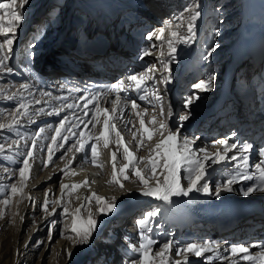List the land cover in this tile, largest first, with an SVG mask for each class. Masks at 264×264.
<instances>
[{"label": "bare ground", "instance_id": "bare-ground-1", "mask_svg": "<svg viewBox=\"0 0 264 264\" xmlns=\"http://www.w3.org/2000/svg\"><path fill=\"white\" fill-rule=\"evenodd\" d=\"M122 1H123V3L126 2L125 0H122ZM166 1L167 0H158V1L155 0V2H160L161 4H162V2H166ZM250 1H251L250 7H249L247 15H246L247 23L249 25H253L254 23H257V26L260 23H262L263 31H259L256 33L255 36H250L248 38H243L240 35V38L236 42V48H239V51H242L243 46H247L248 49L250 47H252L250 50V53H251L252 49H254L255 52H257L258 56L259 55L262 56L264 54V45L261 44V41H264V23L262 21H260L258 15L264 13V5H263L264 1L260 3V4H262L261 11L257 10V8H255L257 6L253 5L252 0H250ZM0 2H5V0H0ZM128 2L133 3L131 0H128ZM173 2H175V1H173ZM173 2L169 3L168 5L166 3H164L165 5H163V6L161 5V6L165 10V9H167L166 7L173 5ZM18 5L19 4H17V6ZM52 5H55V3ZM133 5H134V3H133ZM93 6L95 7V5H93ZM125 6L127 7L128 10L132 9V10H130V12L131 13L134 12L133 15L136 18H138L137 21H138V23H140V26H143V28H145V29L148 27H151L150 28L151 30L149 29V33L151 31L154 32L156 29L162 28V27L165 28L164 34L169 33L170 30H172V29L175 30L174 28H175V25H177V21L181 22L180 20L173 19L170 15V11L165 13L164 10H160L159 8H155L158 12H160L158 14V18H152V17L150 18L149 16L144 15L143 12L138 11V9L136 10L135 8L128 7L127 4H125ZM161 6H160V8H161ZM134 7H135V5H134ZM253 7H254V10L257 12L256 15L254 14ZM53 8H55V9H53V12H54L53 16L54 17L51 20L49 19L50 21L48 23H50V26L47 27L48 30L53 28L52 24H54V22L58 19L57 11L59 9L57 8V6H53ZM185 8H187V6ZM183 9H184V7H178L177 11L173 15V17H175L176 15L177 16L183 15L186 18L189 15V13L186 11L182 12ZM2 11L3 10H0V14H2ZM81 13L83 14V12H81ZM90 16H91V14H90ZM184 20H186V19H184ZM184 20H182V21H184ZM51 21H52V23H51ZM129 22L130 21H127V24ZM178 24H184V23L181 22ZM166 25H170V26H166ZM77 26H79L80 28L83 29L81 31L84 32L83 35L86 36V38L82 37L83 38L82 40L85 39L84 42L87 41V43H96L97 44V42L99 41L98 40L99 36L98 37L96 36L97 35L96 31H103V32L105 31V30H103L104 27L100 24H97V26H100L102 28V30H100V29H89V28L87 29V22H84V23L81 22ZM140 26H138V27H140ZM185 26L187 27V22H185ZM47 28L45 29V31H47ZM227 28L228 27H226V29ZM17 30H18V28H17ZM17 30H16L15 34L18 33ZM60 32H62V31L50 30V33H48V35H47L48 41H45V42L41 41L40 42V49L46 50V52L49 51V49H51V47H53L54 44L57 43L58 34H60ZM149 33H147V35ZM32 34L34 35L33 37H37V36L41 35L39 32H35ZM143 34H144V31H143ZM89 35L91 36L90 38L88 37ZM42 38H45V37H42ZM0 39H2V37H0ZM88 39H90V42L88 41ZM36 41L39 42V40H36ZM69 42H70V39H69ZM69 42L66 45L68 49L63 50L64 52L61 53L60 55H63V56L70 55L71 56V54L69 52L71 50L69 48ZM142 42H146V44H148V45H157L160 43L163 44V40H157L155 37H153L152 40H149L146 35L143 37L140 34L138 36V40H133V42L131 41L130 45L134 49H139L140 48L139 45ZM259 43H260V45H259ZM34 47H36L35 48L36 50L39 48L38 45H36ZM86 47L90 48L91 50H95V54L92 52H89L88 55H96V53H101L104 50V47L100 46V45H98V46L88 45ZM86 47H84V45H82V44H78L76 46V48H74V49L75 50L80 49L81 52L87 53ZM240 48H241V50H240ZM220 50L216 51V54H214L212 52V56L209 55V58L207 60L201 61V67L203 65H206V64H208V65L212 64L213 60L215 58H216L215 61L221 60L218 63H221V65H222L224 63L225 59L228 58L229 56L226 54V55H224V57H226L225 59H224V57L221 58ZM82 54H84V53H82ZM238 55H239V53H237V55H235V58L233 61H236L239 59V58H237ZM96 56L98 57V55H96ZM16 58L17 59L19 58L18 60L21 61V62L19 61L20 63H23V61L29 65H31L32 63L33 64L35 63L36 66L39 67V70H42V71L46 72L47 74H49V76L55 78L54 75L50 72L49 68L47 67L48 65H42L41 63H36L37 61L34 62L33 59H26V57L22 58V56H20V54L18 52V49H16V47L13 44V52L10 54V59L8 61L9 67L12 66L11 64H13V60H15ZM25 59L27 61H25ZM222 59H224V60H222ZM239 60H238V62H239ZM243 60L245 62H247V60H245V59H243ZM51 61L52 60H50L48 62L49 66H51V67H56V66L59 67L61 65H69V63H71V62H66L63 60L61 62H58V63H52ZM54 61H56V60H54ZM147 61L150 62V61H153V59H148ZM87 64L88 63H85L81 67H78V68L83 69ZM168 65H171V64L169 63ZM173 65H175V63H173L172 66ZM100 67H102V65H100ZM19 68H20L19 72H21V74H19L18 71H15V70H13L12 73L0 72V80L7 79V78H4L6 75L10 76L13 79H16V78L18 79L19 77L24 78V79L27 78V79H25V81L20 80V82L17 83V86H14L15 84H13L10 87H8V85H7V86H3V88H0V105L5 106V107L0 108V111H1L0 113H5V114H6V112L8 113L4 116L2 114V117H0V120H1L0 123H10L12 120L10 113H13L15 111V109H17L21 104H24L25 107L28 109V115L17 116L16 119L20 121V123L18 125H15L11 129L0 130V137L5 138L4 140L0 139V142L3 141V143H4L6 141V143H4L3 145H5V147L7 149V146L11 143L12 140H18L19 145L16 147H13L12 149L19 148L18 150L15 151V153L21 154V152H22V155H23L27 151L30 150L31 145H32V141L33 140L36 141V148L34 150V157L31 158V160H30L32 168L30 171V179L27 180V182L29 184L27 185V189H26L28 197L30 196L31 197L30 200H33L32 202H34V204H33L34 206L29 207L28 203L24 204L25 220L30 219V217L32 215H34L36 212L39 211L38 210L39 203H40L41 199L43 200L45 198V193H49V195L51 193L52 199L56 200V201H60V203H56L53 205V208L56 209L55 215H51V214L47 213V215L45 217H43L42 222H44V223L51 222L52 220L57 221L56 218L58 216L59 217H61V216L65 217L66 214L73 215V211L76 210L77 208H79L81 205H84V208L82 209L80 216L82 218L86 219L89 216V214H91V215L94 214V212L97 211L100 207V205H98L94 199H92L91 201L85 199L86 197H91L92 193H96L99 196L106 197L107 199L112 200L114 202L118 201L120 198H128L127 199L128 202L130 201V199H133L134 197L136 199H139V201H137L136 205H141L140 206L141 208H145L143 210V209H140V207L138 206V209L135 210V213L137 214V216L139 218H142L147 212L152 211V210L159 208V207H164V206H167L169 208H175V206L176 207H182L183 205L181 202H185V201L190 206L199 207V208H203L206 205H209L210 203H220V204L229 203V206H231V207H234L236 205H245L247 211L250 208H251V210H254L256 206L264 208V199H263L264 198V192L254 191V192L250 193L248 196L243 195V190H245L247 187H249L253 184L259 183L260 179H261L259 171L256 168H253L252 171H250V172H248L246 170L248 168V166L243 163L242 158L246 156L245 154L247 153V151H245V150H239L238 151V149L235 148V149H231L227 153H224V151H223L224 147L222 148L221 146L214 143L216 141L215 139L210 140L211 142L207 141V138L210 139L211 137H214V135L217 132L218 127L223 125V121H226V123H228L227 120H228L229 115H232L235 113V114H238L239 116H241L242 118H247L248 112H251L252 114H253V112H257V110H256L257 104L253 99L244 100V99H241L239 97V96H244V94L247 92L250 95H252L254 97V99H255V96L259 95L257 93L256 89L250 85V83H251L250 78L247 75L243 74L244 71H241L238 74H236V71L240 67H238V69L235 68V70L229 76L227 75V77L225 78L226 83H229V85L233 84V86L235 87V89L238 92L237 95H239V96L233 95V93L235 91L234 88H232L230 90V92H229L228 88H227V90H225L224 87H222L221 89L218 88L221 84L220 78L218 79V83H217L216 79H214V80L211 79V83L209 86L217 83L214 86V89H217L218 95L216 97L211 96L213 94V91L211 89L209 92L207 90H202V91H206V93L208 92L206 97L211 96L207 99L205 104H208V105L212 104V106H211L212 108L211 109L208 108L209 110H207V111L203 110V112L198 114L199 117H197V118H195V115L194 116L192 115L193 112L190 111L191 115L189 116L188 120H186L182 123V126L177 125V127H175V128L173 127V129L179 128V131L184 136H188L190 138H199L200 137L199 140L195 139V147L197 149L205 148L207 150V154L210 156L212 154H215L217 151H220V153L222 155H225L227 157L226 159L219 161L217 163H214V164H212L211 162L208 163V167H207L208 175L206 177V180L202 181V183L203 182L209 183V185L211 186V188L213 190L214 187H215V189L218 187V186L216 187V182L222 181L220 184V185H222L227 179L235 176V177H237V180L232 185L233 191H231V192L222 191L220 196L221 197L224 196V197L221 198V200H218V197L214 194L215 190L213 191V194L216 196L215 198H214L213 194L210 197V196H208V194H205L201 191H192L191 193H189L188 196L173 197L172 202H171V204H173V205L166 204L163 201L157 200L153 197H148V196L142 195L141 189L144 187V185L140 182L139 178L136 177L132 173L131 170L127 173L130 176V179H128V180H124L123 175H120L118 173L119 179L121 180V183L123 184V188H121V187L117 186L116 184L110 182L112 180V159H111L112 152H116V155H117V159L115 162L117 169L122 168L124 166V164L127 163V161L124 160V158H123V147L118 146L115 143L116 135H115L114 131L109 133V146L108 147H104V142L102 139L97 143V160H98V163L100 165H102V167L93 165L90 162V159H91L90 147H86V149L84 151H80V152H76L75 150H73L71 152H68L67 155L64 156L63 159H59V157L64 153L65 149L70 147L71 144L74 143L75 140L79 138L78 134L80 131H84L86 134H91L93 136H98L100 134V132L103 130L104 117L102 115L97 117L99 122L96 123L95 128H93L91 124H89L87 126V128H85L84 123H81V120H83L84 122H87L89 119H91V112L93 110V105H89L88 109H84L83 104L85 103V101L80 99V97H82V96L88 97L91 93L78 94L75 97V99L67 98L66 94L60 91V88H58L57 91L53 93L49 88H45L39 82H35L30 75L31 71L29 69V66L24 67V68L19 66ZM144 68L142 67V69H144ZM215 68H216V66L212 65V67H211L212 72L207 73L209 77L215 76L217 78V74H215ZM186 69H187V67L186 68L184 67V69L182 71H184ZM195 69H199V68H195ZM191 70L193 71L194 69H191ZM249 70H252V67H250ZM22 72H24V73H22ZM202 74H204V73H202ZM198 77H199V75L196 76V80L198 79ZM208 79L209 78H206L205 76H203L201 79H199V81H201V80L206 81ZM121 81H123V80H118V82H121ZM199 81H197V82H199ZM123 82H124V87H128V85L133 83V82H126V81H123ZM171 83H172V81H171L170 76L165 75L163 77L158 78V84H156L154 86L153 92H147V97L149 98L148 100L150 101V103L146 106V108L149 111V113L146 112V114H145V110H146L145 106H141L139 103H137V102L142 101V100H140V96L145 95L146 90H144V91L142 89H141L142 91L141 90H135L134 86L128 88L127 91H120V92L111 91L109 93L102 94L98 97V99L96 101L97 103H99L100 108L107 107L110 110V114L113 118L111 123L116 124V129L121 132L127 146L129 147V149L131 151L134 152V154L137 157L147 158L149 156V149L154 147L155 143L158 142L159 139L161 138L158 133H154V139L151 141H148L146 139V134H145V146L143 148L137 150L136 141L133 140L132 133H131V131H129V129L132 128V124H134L135 129L138 130L137 131V140L140 138V135L142 133V130L140 129L141 116H137V114H136L137 112H140L142 114L143 119L146 121V126L149 129L158 128L159 123H161V122L167 124L169 127L172 128V126H170L171 125V118L173 117L171 104H170V107H168L169 109H166L167 106H165V108H163L165 102L171 103V102H169L170 98L168 97V93H167L168 88L170 90V87L172 86ZM21 84L28 85V88L27 89H21L20 88ZM194 85H190V88H193ZM177 86H178V83L175 87L172 86V88L176 89ZM238 88H239V90H238ZM151 89H153V88H151ZM200 91H201V89H196L194 91V93L188 94L187 96L189 98L190 96H193L195 94L196 96L199 97L198 92H200ZM154 92H156V94L161 97L160 100L156 99L155 95H153ZM170 93H171V91H170ZM170 93H169V96L171 97ZM150 94H151V96H150ZM116 95H120L122 97V99L119 102H117V105H113L112 101ZM183 95L185 97V94H183ZM187 96H186V100H187ZM9 97H11V98H9ZM184 97H182V98H184ZM36 100H40V101H42V103L36 104L35 103ZM132 100H135L136 103L139 105L138 109H135V110L132 109V107H131V101ZM209 100H210V102H209ZM238 101H242V107L243 108L240 109V107H239L238 110H235V106H236V103ZM196 103H198V99L193 100V102L190 106V110L194 109L193 106L196 107V105H195ZM250 103H254V107H251ZM67 105H73V107L68 108ZM8 106H10V107L17 106V107L13 110H10V109H6V107H8ZM114 106L118 108V111L111 112V109ZM240 106H241V104H240ZM45 107H48V110H45L44 109ZM161 107L163 108V115H161V113H160ZM182 107H185V105H182ZM56 109H63V110L60 111L59 115H56L55 114ZM182 110H181V114H182ZM185 110H186L185 111V114H186V112H188L189 109H185ZM21 111H23V110H21ZM85 111H87L89 113L88 116H84ZM226 111H229V112H226ZM242 112H245L244 115ZM211 113H214V115H213L214 118L212 117L213 123L209 122V125L212 124V126H213L215 124V126H214L215 129L211 130V133L209 134V136H207L205 130H201L199 132V129L201 127H203V126H200L199 123L202 122L203 120H205L206 118H208L211 115ZM153 116L157 117L156 123L155 124L148 123L149 121H151ZM3 117H5V118H3ZM65 117L67 118L66 119V128L70 127L73 124H79V127H72L71 132L67 131L66 128L61 129V135L62 136H68L69 140L67 141V143H65L63 140H61L58 137L56 144L52 145V139L51 138L54 135H56V128L59 127V121ZM263 119H264L263 116L261 117V116L256 115V116H251V120H250V122H248V123H253L252 127L250 129L254 130L257 128L256 134H260L262 136H264V134L262 132L263 125H264ZM129 120H131L132 124L128 123ZM191 122H193V123H191ZM94 123H95V121H94ZM207 124H208L207 122H204V126H206ZM19 128L28 131L27 136H25V133L20 131ZM41 128L44 129V131L42 133H40L39 135H37V133L39 132V130ZM204 128L207 129L209 127H207V128L204 127ZM73 132L77 133V135L73 136L72 135ZM12 136H15V138L12 139ZM28 137H29L30 141L27 139ZM27 140L29 143L27 142ZM95 142L96 141H94V140L89 141V143H95ZM60 144H64V147L63 148L58 147V145H60ZM49 145H52V147H53V153H52L53 159H52V162L49 163L47 167H45L44 165L48 161L47 148ZM43 147H44V149H42ZM8 152H9V150H6L5 152H0V155L2 157H5ZM203 155H204V153L200 154L201 158H203ZM232 156H235L237 158L235 160H233L230 158ZM23 157H24V155H23ZM66 166H68L69 170H68L67 174L65 175L62 173L61 170L65 169ZM137 166L141 168V170L144 172V174L146 176L150 175V173L145 169L144 163H139ZM158 172H160V169H158ZM182 175H184L183 172H181V177H182ZM244 175H251V176H253V179L244 180L241 178ZM160 179L162 180L163 177L160 176ZM85 180L89 181V183L87 185L82 186L79 189H75V190L69 189L63 196L61 195V187H60L61 184H69V185L81 184ZM182 183H184V186L186 187L188 184V181L186 179H183ZM150 184L151 185L155 184V178L150 179ZM54 192L56 193V195H54ZM259 197L261 198V200ZM63 207L68 208V213H63ZM131 208L134 209V206H132ZM164 209H167V208H164ZM194 213H195V215L202 214L203 218L208 217V215L203 213V211H201L200 213L194 211ZM243 214H245V213H241L240 215H243ZM29 215H31V216H29ZM240 215L237 216L236 219H234L232 222H229L230 224H232V227L234 228L233 231H231V230H230L231 232L229 231L231 236L234 237V240H233V243L228 245V246H221V245H224V243L229 241V238L225 239L224 240L225 242L219 241L218 243H220V245H217V244H215L216 243L215 240H217L216 237H214V239H209L205 236V234L202 233V230L210 232L211 230L214 229L215 225L212 223H209V222L199 223L198 227H196L195 229L192 228V231H191L192 233L188 237H186V234H184L181 231L176 235V237L170 238L171 240L170 239L168 240L167 238L165 239V237H168L169 235L172 236L171 227L173 225L169 224L168 226H166L170 229H167L163 233L164 227L161 226L163 218L160 217L159 215H157L152 220L151 225L149 224L150 225L149 227L151 228V232L149 234L151 236H154V240L156 241V243H154L152 245V253H150V255L154 254L155 252L160 251L161 247L164 243H166L168 241H172L173 245H172L171 251L168 253V260L171 262V264H174L175 260H181L183 262L185 257H187L188 264H232L233 261H236V264H250V262L243 261V260L239 259V257H233L231 255L229 249H230V246H232V245L244 244L246 246H250L253 244H257L256 242L244 243V238L246 236L251 235V234L261 232L264 229V227H262L260 229H254V227L261 226V224L264 223V220H263V218H259V213H254L253 217L251 218V220L249 222H247V220L250 218V216H248L247 218H242V217H240ZM157 219H159V220H157ZM65 221L67 222V228L65 230L68 232L71 230L72 218H71V220L68 219ZM152 228L155 230H153ZM196 229H197V231H195ZM185 230H187V229H185ZM240 230L242 231L241 235L240 236L236 235L235 233L237 231H240ZM115 232H117V228H115ZM102 234L108 235V232L106 230H104L102 232ZM100 236H101V234H100ZM93 239H94V236L92 235L90 240L87 243H84L83 253L85 251H90L89 247H93V246H91L93 244ZM99 239H100L99 237L96 238V241L94 242L95 245L93 244L94 248L95 247L99 248V250L101 252H104V251H102L103 248L98 247V245H97V244H104V242H103L104 239L98 241ZM139 242H140V236L133 235L132 239L129 241V243H126V245L127 244L129 245V247H125V250H124V247H122V246L119 247V248L123 249V251H124V252L122 251L123 253L121 252L122 253L121 255L119 254L120 251H117L114 254L112 249H108V251L105 250L108 253L106 255L105 254L104 255L106 257H110V259H108V260H109V262L111 261L108 264H125L126 261H128L134 255H136V253L130 248V245L135 244V245L139 246ZM205 242L210 243L211 250L205 251L203 253V255L200 257H196L195 255H192L190 253H184L180 256L175 255L177 248L185 247L189 243H196V244L203 245ZM70 243H71L70 238L68 236H64V237L60 238L55 243L54 247L57 248V252L63 253L69 247ZM106 244H110V243L106 242ZM128 248L131 249V251L128 250ZM249 250L253 256L257 255V253H261L257 247H250ZM33 251H35V250H33ZM128 252H131V254H129ZM34 254L35 253L32 252L29 256L26 257V259H28V260L32 259L34 257ZM112 254L114 256H112ZM117 256H120L121 259L117 258ZM160 259H161L160 257H155L156 264H159Z\"/></svg>", "mask_w": 264, "mask_h": 264}, {"label": "snow or ice", "instance_id": "snow-or-ice-1", "mask_svg": "<svg viewBox=\"0 0 264 264\" xmlns=\"http://www.w3.org/2000/svg\"><path fill=\"white\" fill-rule=\"evenodd\" d=\"M29 0H19V5L17 6V0H7V2H0V10L2 11V14H0V72L4 73H12L13 69L8 66V61L10 59V54L13 52V44L15 41V33L19 25L24 21V9L25 5H27ZM186 12L189 13V15L185 18L183 15L176 17L177 20H184L187 19V31L190 34L189 36H180L178 31L173 30L171 31V37L173 39H169L167 41L168 47L170 49L168 55L169 57H173L176 53L177 49L174 46V41H179L182 43H188L190 39L195 35L194 29H195V22L200 18L201 13L199 11V4L195 5H189L186 9ZM170 26V25H166ZM181 24L175 25V28L181 27ZM165 32V28H158L154 32H150L147 36L149 40H152L153 37H155L157 40H163V34ZM215 51V48L209 49L208 55H211L212 52ZM150 54L149 49H145L143 56H147ZM164 53L161 51V56H163ZM143 56L141 58H143ZM167 70V65H164ZM156 66L150 65L147 66L144 70V72L139 74H131L127 77L128 81L133 82L132 84L128 85V87H124V82H118L117 84H112L107 86L108 89L116 92L120 91H127L128 88L133 87L135 90H141L146 89L147 87V81L154 80L155 77L150 75L151 73L155 72ZM211 83V78L208 80H201L198 83L194 85L196 89L201 90H208V86ZM21 89H27L28 85L21 84ZM102 95V93H94L90 94L88 97H80V99L84 100L85 103L83 104L84 109H88L89 105H93V110L91 112V119H89L87 122H84L81 120V123H84L85 128L89 124L92 125L93 128L96 127V123H98V116H103V130L100 132L98 136H93L91 134H86L84 131L79 132V138L75 140L74 143L71 144L70 147L65 149L64 153L59 157V159H63L64 156L67 155L68 152H71L75 150L76 152L84 151L86 147H90L91 149V159L90 162L93 165L100 166L97 160V143L102 139L104 142V147L109 146V133L114 131L116 135V141L115 143L118 146L123 147V158L127 161L126 164L122 168L117 169L116 167V159L117 155L116 152H112L111 159H112V180L111 183L116 184L117 186L123 188V184L121 183V180L119 179L118 173L120 175H123L124 180L130 179V176L127 174L130 170L132 173L139 178L140 182L144 185V187L141 189V194L148 197H153L157 200L163 201L166 204H171L173 197H179V196H188L189 193L192 191H201L205 194H213V190L210 187L209 183L203 182L206 180V177L208 175L207 167L208 163L211 162L212 164L217 163L219 161H222L226 159L227 157L225 155H222L220 151H217L215 154H212L211 156L207 154V150L205 148H199L197 149L195 147V139L198 138H190L188 136L182 135V133L179 131V128L173 129L169 127L167 124L161 122L159 123L158 128L155 129H149L146 126V121L143 119L142 114L140 112H137V116H141L140 119V129L142 130V133L140 135V138L137 140V131L135 129V125L132 124L131 120L128 121L129 124H132V128L129 129L132 133L133 140L136 141V147L137 150L143 148L145 146V134L146 139L148 141H151L154 139V133H158L161 137L158 142L155 143L154 147L149 149V156L147 158L145 157H137L133 151L129 149L127 146L124 137L122 136L121 132L116 129V124L111 123L112 116L110 114V110L105 108H100L99 103H97L98 97ZM155 95L157 100H160L161 97L156 94V92L153 93ZM11 98V97H9ZM122 99L120 95H116L113 99L112 103L113 105H117V102H119ZM141 100L147 99V92L145 91V95L140 96ZM194 99H199L198 96L195 94L193 96H190L185 101V107L186 109H189L188 112H186L185 115L180 116L179 120L182 123L186 120H188L190 116V106ZM36 104L42 103L40 100L35 101ZM68 108H72L73 105H67ZM131 107L133 110L138 109L139 105L136 103L135 100L131 101ZM23 110V111H21ZM63 109H56L55 114L59 115L60 111ZM118 111L117 107H113L111 109V112ZM145 110V114H146ZM161 115H163V108L160 109ZM28 115V109L25 107L24 104H21L13 113H10V116L12 117V120L10 123H0V130L4 129H11L15 125H18L20 123L19 120L16 119L17 116H23ZM89 113L87 111L84 112V116H88ZM66 117L61 119L59 121V127L56 128V135H54L52 139V145L56 144L57 138L59 137L61 140H63L65 143L69 140L68 136H62L61 135V129L66 128ZM95 121V123H94ZM157 121V117L153 116L151 121L148 123L155 124ZM72 127H79V124H73L70 127H67L66 130L71 132ZM44 129H40L37 135L42 133ZM73 136H76L77 133L73 132ZM96 141L95 143H89V141ZM214 143L223 145V151L224 153H227L231 149L237 148L236 143H229L227 139L221 140V141H215ZM19 145L18 140H12L11 143L7 146V149L5 145L0 144V152H5L6 150H11L13 147H16ZM52 145H49L47 148L48 151V161L45 163V167L48 166L49 163L52 162L53 156V147ZM58 147L63 148L64 144L58 145ZM250 145H245V150H247ZM36 148V141H32V145L29 151H27L24 155V158L20 162L22 166H20L18 169L14 170L12 173V176L15 175V172H18L19 174V183L11 182L7 185H0V194L4 195L3 199H0V205H3V208H0V218H2L5 214V211L7 207L12 202V197L20 196L21 198H24V188L26 187V181L30 179V171L32 168V165L30 163L31 158L34 157V150ZM204 153L203 158H201L200 154ZM260 156L264 157V150H261ZM214 157V158H213ZM231 159L235 160L237 157L232 156ZM243 163H248V157L242 158ZM139 163H144L145 169L150 173L149 176H146L144 172L141 170L140 167L137 165ZM256 169L259 171L260 174V182L257 184H253L249 187H247L245 190H243V195L248 196L250 193L254 191H261L264 192V160H262L260 163L255 165ZM158 169H160V172H158ZM69 168L66 166L65 169H62L63 174H67ZM7 172L8 170L5 169ZM181 172L184 173L183 179H186L188 181L187 186L185 187L181 180ZM12 176H9L8 178L11 180ZM160 176L163 177V179H160ZM155 178V184H150V179ZM244 180H251L253 179V176L251 175H244L241 177ZM237 177L233 176L229 179H227L222 185L218 186L214 194L219 197L222 191L231 192L233 191L232 185L236 182ZM89 183V181L85 180L81 184H61V195L63 196L69 189L75 190L79 189L82 186H85ZM49 193H45V199L43 203L40 205V208L44 212H49L50 206L52 204L60 203V201H49L48 200ZM28 199H31V197H27ZM86 200L91 201L94 199L98 205H100L98 211L101 214H110L116 209V205L113 202H109L106 197H102L97 195L96 193H92L91 197H86ZM114 199V198H113ZM84 208V205H81L79 208L75 210V213L72 217V226L70 232L75 235V237H78L79 240L78 243H87L93 232L96 231L98 227V221L93 218L91 214L85 219L80 216V213L82 209ZM56 209L51 208V211L49 214L55 215ZM63 213H68V208L63 207ZM160 209L156 208L152 211L147 212L141 219L137 221V225L140 229V242L139 246L135 244H131V249L136 253V258H132L125 262V264H156L155 257H160L159 264H171V262L168 260V253L171 251L173 242L168 241L164 243L161 247V250L158 252H155L154 254L150 255L152 253V245L156 243V241L148 234L151 232V228L149 227V224L152 222V220L159 215ZM55 223V222H54ZM63 235V232L61 233ZM72 238V237H69ZM250 247H259L262 250H264V243L260 244H253L250 246H246L244 244H238V245H232L230 246V253L233 257H239V259L243 261L250 262V264H264V254L257 253V255L253 256L249 250ZM211 245L209 242H205L203 245L196 244V243H189L185 247L177 248L176 249V256H180L184 253H190L192 255H195L196 257H200L203 255L205 251H210ZM68 255L70 256L71 253L69 252ZM174 264H188L187 257H185L184 261L181 260H175ZM232 264H236V261H233Z\"/></svg>", "mask_w": 264, "mask_h": 264}, {"label": "rangeland", "instance_id": "rangeland-1", "mask_svg": "<svg viewBox=\"0 0 264 264\" xmlns=\"http://www.w3.org/2000/svg\"><path fill=\"white\" fill-rule=\"evenodd\" d=\"M64 1L65 0H62V2H60L59 4L52 5L54 3H57L58 0H29L28 4L25 5V9H24L25 19L19 25L18 30H17L18 33L15 34V41H14V46L16 47V49H18V52H19L20 56H22V58H24L23 56H25L26 59L34 58L33 59L34 62L37 61L36 63H41L42 65H48L47 67L49 69L51 68V66H49V64H48V62L50 60H52L51 61L52 63H58V62H61L62 60L66 61V62H71V63H69V65L77 66V68H78V67H81L85 63H89V61L92 58L95 60H97L99 58L96 55H88L89 52H92L95 54V50H91L90 48H87L86 46H88V45L98 46V45H96V43H87V41L84 42L85 39L84 40H82V39L86 38V36H84L83 35L84 32L81 31L83 29L80 28L79 26H77L81 22L82 23L87 22V29L89 28V29H100V30H102V28L100 26H97V24H96V20L100 19L99 13L97 11L93 12L92 10H87V7H85L86 6L85 3L88 2L89 0H66V2H64ZM113 1L114 0H101V3L112 4ZM151 1H155V0H151ZM156 1H158V0H156ZM263 1L264 0H252L253 5L257 6L255 8H257V10H260V11H261V6H262V4H260V3ZM5 2H7V0H5ZM115 2H119V1H115ZM121 2H123V1H121ZM140 2H141V0H139V3ZM250 2H251L250 0H180L178 2H173V5L166 7L167 9H165V10L162 8V6L165 2H162V6L159 9L164 10L165 13H167L170 11V9L176 10L178 7H184L182 12H185L186 6L188 7L189 5H195L197 3L199 4V11L201 13V16L195 22V25H196L195 29L201 25H203V27L205 28L201 34V40H200V43L198 45L200 47V54L203 55L205 53V51L207 50V48L209 47L208 39H209V44L211 45V47L209 49L216 47L215 51L213 52L214 54H216V51L223 48L226 40L228 38L229 39L231 38V36H230L231 34L230 35H222V36L217 37L219 35V33H217V32H219V31H220V33L225 31V30L226 31L239 32V34H241V36L243 38L255 36L257 32L263 31L262 23H260L258 26H257V23H254L253 25H249L247 23L246 15H247L248 9L250 7ZM101 3L100 4L92 3V5H95L96 8L98 5L106 13L107 11H105V9H104L105 5H103ZM166 3H167V1H166ZM17 4H19V0H17ZM263 5H264V3H263ZM53 6H57V8L59 9L57 11L58 19L54 22V24H52L53 28L50 30L62 31V32H60V34H58L57 43L54 44V46L51 47V49H49V51L46 52V50L40 49V42L41 41H43V42L48 41L47 35H48V33H50V30H49V32H47L45 30L39 31V27L41 26L40 30H42L44 27L47 28L50 26V23H48V22L54 17L53 16V14H54L53 9H55V8L52 9ZM127 6L131 7V8H135L136 10L138 9V8L134 7L133 3H130V2H129V4H127ZM51 9H52V11H51ZM153 9L155 10V12L157 14L160 13L155 9V7H153ZM130 10H132V9H129V11ZM253 10H254V7H253ZM49 11H51V12H49ZM138 11L143 12L140 9H138ZM81 12H83V14ZM90 14H91V16H90ZM143 14H144V12H143ZM254 14L255 15L257 14V12L255 10H254ZM176 17H178V16L176 15L175 17H172V18L176 19ZM181 22H183L184 24H181L182 25L181 27L174 28V29L176 31H178L180 36H185V37L189 36L190 34L188 33L187 27L185 26V22H187V19L184 21H181ZM181 22L177 21V24L181 23ZM30 25L32 26L31 29L29 28ZM226 27H228L230 30H227ZM150 28L151 27H148L146 29L144 28L145 29L144 34L141 33V35L144 37L147 33H149ZM27 29L30 32V34L27 32ZM208 29H210L212 31H210ZM103 30H105V29H103ZM37 31L41 35H39L37 37H33L32 33H35ZM171 31H173V29L170 30L169 33H171ZM213 31H216V32H213ZM45 32H47V33H45ZM208 32H211V33H208ZM42 37H45L46 39L42 38ZM88 37L90 38L91 36L89 35ZM69 39H70V42H69ZM36 40H39V42ZM135 40H138V38H136ZM88 41L90 42V39H88ZM68 42H69V48L71 49L69 51L71 56L70 55H67V56L60 55L61 53L64 52L63 50L68 49L66 46L68 44ZM174 43L175 44H181V45L183 44L182 42H179V41H174ZM78 44L84 45V47H86L87 53L81 52L80 49L75 50L74 48H76V46ZM36 45L39 46V48L37 50L35 49L36 47H34ZM240 50H241V48H240ZM82 53H84V54H82ZM198 56H199V54H196L195 58ZM211 56H212V53H211ZM187 57H186V59H187ZM35 58H39V60L35 59ZM208 58H209V55H208V51H207L204 54V57L202 58L201 61L207 60ZM225 58L226 57H224V59ZM18 59L16 58L15 60H13V64H11L12 66H10L15 71H18L20 69L19 66H21L23 68L28 66V64L25 63L24 61H23V63H20L21 61ZM26 59H25V61H27ZM197 59L199 60V58H196V60ZM215 59L213 60L212 64L203 65L199 69H195L196 67L193 65L192 61L186 60L187 63H185V68L187 67V69L182 71L181 73L177 74L178 78H179V76H181L179 79L177 88L176 89L172 88V86L170 87V90L168 88V90H167L168 97L170 98L169 93L171 91L170 95H172L173 100L172 99L169 100V102H171V103L165 102L163 108H165V106H167L166 109H169L168 107H170V104H171L173 117L171 118V125L170 126H172V128L177 127V125H181V121L179 120V117H180V115L181 116H183V114L185 115V111H186L185 110L186 108L182 107V105H185L186 96L188 94L194 93V91L196 90L195 87L190 88L189 84L187 86L186 85L187 83H189L190 81H194L193 84H196V83H198L197 81H199V79H201L203 76H205L206 78H211L212 80L216 79L217 83H218V79L215 76L209 77L207 74L208 72H212V70H211L212 65H215L216 67L221 66V63H218L221 60L215 61ZM224 59H222V60H224ZM54 60H56V61H54ZM241 63H243V62H241ZM238 67H241V66H238ZM238 67L236 69H238ZM191 69H194V70L192 71ZM18 73L21 74V72H19V71H18ZM22 73H24V72H22ZM202 73H204V74H202ZM201 74H202V76L196 80V76L197 75L200 76ZM4 78H7V79H5L3 81L0 80V88H3V84H6L5 86H7L9 84L8 87H10L11 84L12 85L15 84L14 86H17V83L20 82V80L25 81V79H27V78L24 79V78L19 77L18 79L16 78L17 80H14L13 78H11L8 75H6ZM11 79H13V80H11ZM171 81H172V83H174L175 77H172ZM191 83L192 82H190V85H192ZM216 84L208 86V90H207L209 92L211 89L213 91V94L211 96H215V97L218 95L217 89H214V86ZM227 84H229V83H227ZM219 88H220V86H219ZM227 88L228 87H224L225 90H227ZM174 89L176 90V95H175ZM208 92L206 93V91H202V90L200 92H198V94H199L198 103L195 104L196 107L193 106V108H194L193 110H190L193 112L192 115L193 116L195 115V118L199 117L198 114L203 112V110L207 111V110H209L208 108H210V109L212 108L211 107L212 104H210V105L205 104L207 99L209 97H211V96L206 97ZM183 94H185V97ZM182 97H184V98H182ZM175 99H177V100L175 101ZM187 99H188V96H187ZM209 102H210V100H209ZM137 103H139V102H137ZM240 104H241V106H240ZM250 105H251V107H254V103H250ZM2 107H5V106L2 105ZM2 107L0 106V108H2ZM16 107L17 106H12V107L8 106V107H6V109L13 110ZM239 107H240V109L243 108L242 107V101H238L236 103L235 110H238ZM47 109H48V107H45V110H47ZM181 110H182V114H181ZM242 113L244 115L245 112H242ZM2 114L4 116L8 113L7 112H6V114L0 113V117H2ZM213 115H214V113H211V115L208 118H206L205 120H203L202 122L199 123L200 126H203L199 129V132L201 130H205L206 135L209 136V134L211 133V130L215 129V127H214L215 124L213 126H212V124L209 125V122L213 123L212 122L213 121L212 120ZM258 116H260V115H258ZM3 118H5V117H3ZM204 122H207L208 124L206 126H204ZM191 123H193V122H191ZM224 123H226V121H223V124ZM204 127H206V128L209 127V128L205 129ZM14 138H15V136H12V139H14ZM199 138H198V140H199ZM0 139L4 140L5 138L0 137ZM210 139H212V137ZM210 139L207 138V141L211 142ZM27 142H28V140H27ZM4 143H6V141ZM4 143H3V141L0 142V144H4ZM18 149L19 148L12 149L11 151H9L7 153V155L5 157H2L0 155V185H7L11 182H15L17 184L19 183L18 172H15V175L12 176V173L14 172V170H16L20 166H22L20 162L24 158L22 155V152H21V154L15 153V151ZM42 149H44V147ZM90 153H91V149H90ZM5 169H7L8 171L6 172ZM9 176H12L11 180L8 178ZM181 182H183V175H182ZM221 182L222 181L216 182V187L219 186L221 184ZM28 184L29 183L26 181V187L24 188V193H25L24 198H21L20 196L12 197L11 204L7 207L4 216L2 218H0V264H108L111 262V261L109 262V260H108V259H110V257H106L104 255L105 253L101 252L99 250V248H96V247L94 248V245H95L94 242L96 241V238L97 237L100 238L98 241L104 239V241L106 243V240L108 239L111 231H113L112 228H113L114 222H115L114 219L119 218V216L123 215L125 213V209H127V208L132 209L131 207L134 206V209H132V210L135 212V210L138 209V206L139 207L141 206V205H136V203H137V201H139V199H136L135 197L133 199H130L129 202L127 200L128 198H120L116 202L107 199L109 202L115 203L116 209H115V211H113L110 214H101L98 210L95 211L94 214H92L93 218L98 221V227H97L96 231L93 232V234H92L94 236V239H93L94 245L92 244L91 246H93V247H89L90 251H85L83 253L84 243H78L77 241L79 240V238L75 237V235L72 234L70 231L67 232L65 230L67 228V222L65 220H68V219L71 220L73 215L66 214L65 217H62V216L59 217L58 216L56 218L57 221L52 220L51 222H47V223L42 222L43 217H45L47 215V213H49L51 211V208H53V205H54V204H52L50 206L49 212L42 211L40 208V205L43 203L45 198L43 200L42 199L40 200L39 207H38L39 211L36 212L32 216L29 215V216H31L30 219L25 220L24 204L28 203L29 207L34 206L33 205L34 202H32L33 200H30L27 198L28 194H27L26 189H27ZM182 184L184 185V183H182ZM214 190H215V187L213 188V191ZM54 195H56L55 192H54ZM51 196H52V194L50 193V195L47 197L49 201H53ZM208 196L211 197L212 194H208ZM215 197L216 196L214 195V198ZM223 197L219 196L218 200H221V198H223ZM3 198H4V195L0 194V199H3ZM260 200H261V198H260ZM0 208H3V205H0ZM74 213H75V210L73 211V214ZM157 220H159V219H157ZM150 225H151V223H150ZM104 230H106L108 232V235L102 234V232ZM153 230H155V229H153ZM62 232H63V235L61 234ZM100 234H101V236H100ZM114 234H116L115 231H114ZM64 236L72 237V238H70L71 243L69 244V247L63 253L57 252V248H55L54 245L60 238H62ZM115 236L117 237V235H115ZM151 237L154 239V236H151ZM166 238L169 240L171 238V236L169 235L168 237H165V239ZM97 245H98V247L103 248L102 251H104L105 250L104 248L107 247V245H105V247H103L102 246L103 244H97ZM117 245H118V247H121V246L124 247V250H125V247H129L128 244L123 245L120 242H118ZM33 250H35V251H33ZM128 250L131 251V249H129V248H128ZM106 251H108V249H106ZM112 251L115 254L119 250L115 251L112 249ZM30 252L31 253L34 252L35 254H34V257L32 259L28 260V259H26V257L31 254ZM69 252L71 253L70 256L68 255ZM122 253L120 252L119 254L121 255ZM128 253L131 254V252H128ZM112 256H114V255L112 254ZM117 258L121 259L120 256H117ZM132 258H136V255H134Z\"/></svg>", "mask_w": 264, "mask_h": 264}]
</instances>
